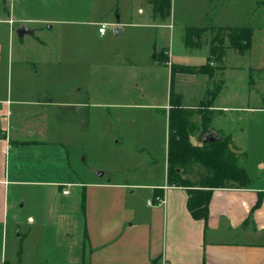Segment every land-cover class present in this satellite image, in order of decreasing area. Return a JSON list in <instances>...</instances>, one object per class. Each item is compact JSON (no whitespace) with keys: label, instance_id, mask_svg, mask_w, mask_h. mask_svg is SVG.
<instances>
[{"label":"crops","instance_id":"0c3cea01","mask_svg":"<svg viewBox=\"0 0 264 264\" xmlns=\"http://www.w3.org/2000/svg\"><path fill=\"white\" fill-rule=\"evenodd\" d=\"M226 1L219 0L218 7L224 9ZM144 3L128 0L123 20L92 25L97 31L99 24H107L112 32L119 29L110 41L125 33L127 46L108 51L121 74L165 73L167 96L159 111L166 119V151L162 175L152 181H139L137 166L130 163L137 156L133 139L139 132L136 124L130 130L128 115L148 105L130 99L127 84L132 81L138 88L134 98L144 100L142 77H130L115 97L108 93L107 100L97 101L91 35H58L54 44L49 40L52 26H40L47 18L31 17L26 0H0V264H264L263 161L252 171L244 167L249 178L245 188L213 190L205 220L192 219L186 190L166 181L170 65L213 69L212 77L174 76L173 91L183 108H198L209 100L205 94L211 84L221 82L210 108L218 116L222 111L215 100L230 71L241 74L237 86L243 91L244 113L264 111L247 106L264 100V92H256L258 87L264 90V34L263 49L255 52L254 31L234 27L251 29L250 49L239 54L224 41L218 60L210 52L211 37L201 43L204 33L213 36V26L184 22L178 0H171L166 20ZM255 5L264 7V2ZM21 25L27 33L18 37ZM224 25L221 28H232ZM187 28L204 31L187 45ZM143 29H155L156 35L160 30L148 51L142 48ZM175 38L183 45L184 61L175 58ZM166 39L168 46H163ZM69 41L72 49L65 46ZM202 45L206 51L195 53ZM192 122L200 124L199 115ZM212 129L224 136L219 128ZM231 141L236 156L246 154ZM24 207L26 216L21 214ZM36 222L40 224L32 228Z\"/></svg>","mask_w":264,"mask_h":264},{"label":"rangeland","instance_id":"374dc122","mask_svg":"<svg viewBox=\"0 0 264 264\" xmlns=\"http://www.w3.org/2000/svg\"><path fill=\"white\" fill-rule=\"evenodd\" d=\"M128 0H26L27 11L31 17L47 18L46 24L40 25L44 29L51 27L49 30V40L56 43V37L64 36V38L75 34L83 35L89 33L94 42L96 51V77L93 78V87L97 93V101L107 100L108 93L113 98L119 94V86L125 85L130 81V77L141 76L142 88L144 92V100L134 98V92L138 90L130 81L128 86L130 99L139 104H147V108L132 110L129 112L128 126L130 130L136 124L138 126V139H133L135 144L133 149L137 150V156L130 158V163L137 166L136 173L139 181L160 179L162 175V163L166 151V119L160 114L159 109L165 105L166 90H165V73L152 75L147 70H141L138 75L132 73L121 74L120 65L113 64L114 61L110 58L109 50L116 51L121 47H125L124 35L116 37L110 41V37L114 35L112 29L108 26L106 35L99 36L97 26L92 25L93 22H109L117 21L121 17L123 20L126 11V2ZM177 0H174V2ZM219 0H178V10L183 21L189 25L205 24L213 26L210 28L224 27H250L255 33V52L263 49L261 36L264 34V7L255 5L264 2V0H235V3L230 0L226 1L224 9L218 7ZM146 3L143 6L146 8ZM254 5V6H253ZM188 14V16L186 15ZM204 14L206 15L204 17ZM177 15V21L180 16ZM50 21V22H48ZM91 22V23H90ZM207 22V23H206ZM218 26V27H217ZM160 30H158L159 33ZM155 29H143L142 32V48L148 51L149 41H156L158 37ZM201 43L208 42L209 37L213 36L204 33ZM213 35H215L213 33ZM159 38V37H158ZM167 40V39H166ZM221 43L220 39L216 41V46ZM69 45L72 49L73 43L66 42L65 46ZM127 46V43H126ZM163 46H168V40ZM183 45L177 38L174 39L173 49L175 50V58L181 60L180 54ZM162 48V47H161ZM168 48V47H167ZM206 51L204 45L194 49L195 53L203 54ZM229 55V54H228ZM257 55V54H256ZM182 59L181 61H184ZM228 61V58H227ZM148 62V61H146ZM231 62V60H229ZM232 63V62H231ZM220 73H216L218 80ZM257 77V76H256ZM246 78L248 75L246 74ZM225 89L221 92L220 97L215 100V105L222 111L219 115H213V127L222 130L224 136L230 135L235 145L241 147L246 154H238V160L241 166L246 167L250 171L255 169V165L260 160L264 162V111L258 110L254 114H245L246 108L240 99L243 93L238 88L241 79V74L231 73L230 71L224 76ZM127 81V82H126ZM257 89V87H256ZM258 95L261 92L260 87L256 90ZM238 96L236 97V94ZM207 101V99H206ZM251 102V101H250ZM250 108H264V100H254L249 105ZM150 108V109H148ZM155 113V114H154ZM135 120V123L132 121ZM210 127L209 131L198 132L193 135L191 141L193 144H200L206 136L220 137L219 131ZM250 130L247 132L246 130ZM243 130V132H241ZM110 164V163H109ZM244 164V165H243ZM196 170V168H194ZM198 170V168H197ZM200 170V169H199ZM261 172V171H260ZM262 173V172H261ZM264 173V171H263ZM197 175L187 176L191 180H195ZM21 214L26 216V207L21 209ZM36 221V219H35ZM24 224H26L24 222ZM32 228H36V224Z\"/></svg>","mask_w":264,"mask_h":264},{"label":"trees","instance_id":"16d2710c","mask_svg":"<svg viewBox=\"0 0 264 264\" xmlns=\"http://www.w3.org/2000/svg\"><path fill=\"white\" fill-rule=\"evenodd\" d=\"M145 3L151 6L153 15L161 20L170 17L171 0H145ZM212 30L215 35L211 39L210 52L218 60L222 58L224 52V41H227L229 48L239 54L249 51L251 29L218 28ZM203 31L204 29L187 28L185 43L191 44L192 37ZM218 39L221 43L216 46ZM176 74H205L212 77L213 69L209 65L199 68L170 65V96L167 115V184L184 188L188 195L187 210L191 218L205 220L208 216V203L213 190L245 188L249 185V178L233 152L230 136H207L209 141L204 142L203 140L198 145L191 141L192 136L198 130L205 133L209 131L213 117L210 108L221 90L222 83H212V90H206L205 94V98L209 100L202 102L198 108L188 109L181 106L180 97L173 91V78ZM195 114L199 115L200 124L192 122ZM193 174L197 175L195 180L187 177Z\"/></svg>","mask_w":264,"mask_h":264},{"label":"built area","instance_id":"2783aa9c","mask_svg":"<svg viewBox=\"0 0 264 264\" xmlns=\"http://www.w3.org/2000/svg\"><path fill=\"white\" fill-rule=\"evenodd\" d=\"M107 27H108L107 24H99V25H98V34H99L100 36L104 35L105 32H106ZM66 193H67V191L64 190V191H63V194H66ZM156 200H157V203H158V204H162V203H163V201H162L161 199H159V198H156ZM152 204H153L152 201H149V202H148V205H152Z\"/></svg>","mask_w":264,"mask_h":264},{"label":"water","instance_id":"95a60500","mask_svg":"<svg viewBox=\"0 0 264 264\" xmlns=\"http://www.w3.org/2000/svg\"><path fill=\"white\" fill-rule=\"evenodd\" d=\"M120 32L119 29H114L113 33L114 35H117ZM27 33L26 28L24 27V25H21L20 27H18V29L16 30V34L18 37H22L24 34ZM209 137V136H208ZM206 137V139H204V142H208L209 138Z\"/></svg>","mask_w":264,"mask_h":264}]
</instances>
